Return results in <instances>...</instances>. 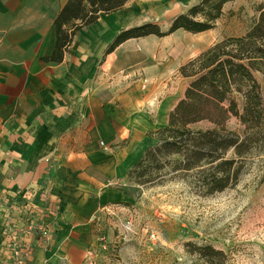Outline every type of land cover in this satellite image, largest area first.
<instances>
[{"label": "crops", "instance_id": "0c3cea01", "mask_svg": "<svg viewBox=\"0 0 264 264\" xmlns=\"http://www.w3.org/2000/svg\"><path fill=\"white\" fill-rule=\"evenodd\" d=\"M68 1L0 0V264L13 262L17 244L31 251L27 264H82L103 217L127 202L148 134L181 100L176 64L165 61L167 39L183 30L105 55L122 31L154 23L131 0L81 31L60 63L43 61Z\"/></svg>", "mask_w": 264, "mask_h": 264}, {"label": "rangeland", "instance_id": "374dc122", "mask_svg": "<svg viewBox=\"0 0 264 264\" xmlns=\"http://www.w3.org/2000/svg\"><path fill=\"white\" fill-rule=\"evenodd\" d=\"M201 1L131 0L130 4L145 8L154 24L166 31L172 17ZM263 3L229 2L212 30L199 34L183 31L167 39L165 62L176 64L171 70V76L177 77L176 102L184 97L191 80L175 68L225 39L245 36L258 20ZM151 5L158 7L156 14L148 12ZM142 20L148 21L144 16ZM255 76L264 98V76ZM208 127L205 122L193 126L196 130ZM226 127L240 135L245 130L235 117ZM149 171L145 184L128 179L123 187L127 202L103 217L82 264H264V145L245 157L234 186L212 195L197 187V171L174 173L170 166L161 173ZM208 246L222 254L205 256Z\"/></svg>", "mask_w": 264, "mask_h": 264}, {"label": "trees", "instance_id": "16d2710c", "mask_svg": "<svg viewBox=\"0 0 264 264\" xmlns=\"http://www.w3.org/2000/svg\"><path fill=\"white\" fill-rule=\"evenodd\" d=\"M128 1L69 0L54 21V53L43 61L60 63L81 31L102 15L121 11ZM233 1L202 0L173 18L166 31L154 23L124 30L105 55L134 38H164L178 30L192 34L210 31L224 6ZM258 11V20L245 36L225 39L180 68L181 75L191 80L184 97L170 112L167 125L148 134L147 148L128 179L145 184L149 170L161 173L170 166L174 173L197 171L196 184L205 195L223 192L238 182L245 157L264 145V98L255 76H264V3ZM232 117L245 127L243 135L227 130ZM203 122L210 127L193 128ZM206 249L208 257L222 254L209 246Z\"/></svg>", "mask_w": 264, "mask_h": 264}, {"label": "built area", "instance_id": "2783aa9c", "mask_svg": "<svg viewBox=\"0 0 264 264\" xmlns=\"http://www.w3.org/2000/svg\"><path fill=\"white\" fill-rule=\"evenodd\" d=\"M41 238L48 242L52 237V232L49 231L46 227L41 228L40 230ZM31 256V251L22 247L21 245L14 246V260L11 264H27V260Z\"/></svg>", "mask_w": 264, "mask_h": 264}]
</instances>
